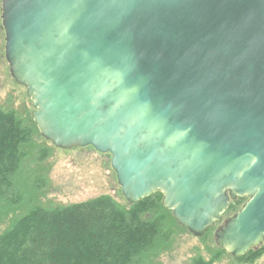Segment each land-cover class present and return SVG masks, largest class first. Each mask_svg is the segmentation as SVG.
<instances>
[{
	"label": "water",
	"instance_id": "1",
	"mask_svg": "<svg viewBox=\"0 0 264 264\" xmlns=\"http://www.w3.org/2000/svg\"><path fill=\"white\" fill-rule=\"evenodd\" d=\"M5 57L41 136L112 156L240 258L264 243V0H3Z\"/></svg>",
	"mask_w": 264,
	"mask_h": 264
},
{
	"label": "trees",
	"instance_id": "2",
	"mask_svg": "<svg viewBox=\"0 0 264 264\" xmlns=\"http://www.w3.org/2000/svg\"><path fill=\"white\" fill-rule=\"evenodd\" d=\"M31 134L15 112L0 110V200L15 186L21 146ZM162 197L157 192L126 207L106 195L65 207L33 206L0 238V264H141L169 239L160 214ZM244 201L231 202L225 216L237 213ZM153 210L157 215L144 219ZM263 253L264 244L237 259L253 260Z\"/></svg>",
	"mask_w": 264,
	"mask_h": 264
},
{
	"label": "rangeland",
	"instance_id": "3",
	"mask_svg": "<svg viewBox=\"0 0 264 264\" xmlns=\"http://www.w3.org/2000/svg\"><path fill=\"white\" fill-rule=\"evenodd\" d=\"M2 2L0 0V110L15 112L32 129V134L30 141L21 146L22 163L15 186L0 200V238L33 206L65 207L106 195L126 207L127 201L111 165V154L100 153L91 146L60 149L37 130L26 88L13 79L5 57ZM160 214L165 217L164 228L170 233L168 242L161 251L144 258L141 264H198L200 261L207 264H264V253L253 260H239L219 248L215 243V229L203 237H196L175 222L171 211L161 209ZM156 215L153 210L146 213L144 219L150 220Z\"/></svg>",
	"mask_w": 264,
	"mask_h": 264
},
{
	"label": "flooded vegetation",
	"instance_id": "4",
	"mask_svg": "<svg viewBox=\"0 0 264 264\" xmlns=\"http://www.w3.org/2000/svg\"><path fill=\"white\" fill-rule=\"evenodd\" d=\"M228 218H224V220H223V222L224 221H226ZM223 222L222 223H219V224H217L215 227H214V229H216L217 227H219L221 224H223ZM184 228V227H183ZM187 230V229H186Z\"/></svg>",
	"mask_w": 264,
	"mask_h": 264
}]
</instances>
